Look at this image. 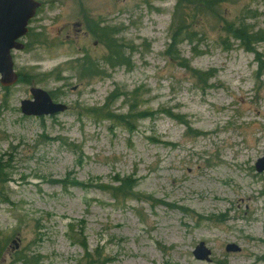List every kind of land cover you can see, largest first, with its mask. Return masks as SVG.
Returning <instances> with one entry per match:
<instances>
[{"label": "rangeland", "instance_id": "obj_1", "mask_svg": "<svg viewBox=\"0 0 264 264\" xmlns=\"http://www.w3.org/2000/svg\"><path fill=\"white\" fill-rule=\"evenodd\" d=\"M36 1L0 85V264H264V0ZM31 88L66 111L22 115Z\"/></svg>", "mask_w": 264, "mask_h": 264}, {"label": "water", "instance_id": "obj_2", "mask_svg": "<svg viewBox=\"0 0 264 264\" xmlns=\"http://www.w3.org/2000/svg\"><path fill=\"white\" fill-rule=\"evenodd\" d=\"M41 3L35 0H0V84L4 88L15 85L18 75L13 68L11 51H21L24 45L20 43L28 32V24L36 15ZM32 100L20 103L21 113L25 116H52L63 112L66 107L54 104L48 93L37 88H31ZM258 173H264V150L263 157L255 164ZM225 251L238 252L235 245H227ZM197 261H210V251L203 243H200L193 251Z\"/></svg>", "mask_w": 264, "mask_h": 264}, {"label": "trees", "instance_id": "obj_3", "mask_svg": "<svg viewBox=\"0 0 264 264\" xmlns=\"http://www.w3.org/2000/svg\"><path fill=\"white\" fill-rule=\"evenodd\" d=\"M198 9L204 8V7H208L209 5H212V3H208L205 2L203 0H193L192 2ZM179 6V5H178ZM224 31L227 33V35H229L230 37H232L235 40H238L240 45L242 47H244L247 51L251 50L249 47L254 45V43H257L259 41H262V37L256 34H253L250 32V30L247 28V26H241V27H235L234 24H230L227 23L225 24V26L223 27ZM96 29V28H95ZM97 30V29H96ZM196 33L192 32L188 29V26L185 24V26L182 24V22H180V19L178 21L175 22V27L173 30V33L171 35V45L173 44H177L179 42L180 39L182 40H188L190 42H192L194 40V38H196ZM173 43V44H172ZM117 54V53H116ZM117 57H121L119 54L116 55ZM114 54L111 53V56L109 55L108 60L106 61L107 64H109L110 66L113 65H123V61L121 60V62L117 59ZM114 57V58H113ZM90 66H94L93 64H89ZM88 70L92 71V69H96L95 67H89L87 68ZM86 73H83L82 75H80V77H84V75H86ZM95 74V72H94ZM134 98H132L131 101H133ZM107 114V115H105ZM104 117L100 118V119H108V114L109 111L107 110V112L105 113ZM112 119L116 120L117 118L115 116L112 117ZM128 118L126 117H122V120H126ZM113 121V120H110ZM119 183L118 186L116 187H105L103 188L106 193L113 199L114 202H122V200H126L130 197L132 190L135 186V183L137 181L132 180L131 178H125L124 180H115ZM100 188V187H99ZM122 197V198H121ZM140 201L143 202H151L153 203L154 200L150 197V198H142L140 199ZM84 249H86V245L83 243L81 245ZM86 257H88V255H86ZM21 262V264H33V260L32 259H27L26 258H22V259H18L16 260V262H12L10 264H15Z\"/></svg>", "mask_w": 264, "mask_h": 264}]
</instances>
